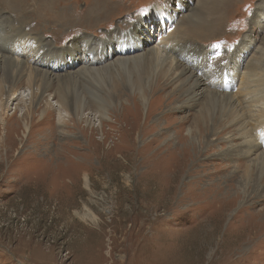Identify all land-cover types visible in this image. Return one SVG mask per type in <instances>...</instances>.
Segmentation results:
<instances>
[{"label":"rangeland","instance_id":"374dc122","mask_svg":"<svg viewBox=\"0 0 264 264\" xmlns=\"http://www.w3.org/2000/svg\"><path fill=\"white\" fill-rule=\"evenodd\" d=\"M19 1L0 3V264H264L263 61L241 89L264 0H133L93 30Z\"/></svg>","mask_w":264,"mask_h":264},{"label":"bare ground","instance_id":"6f19581e","mask_svg":"<svg viewBox=\"0 0 264 264\" xmlns=\"http://www.w3.org/2000/svg\"><path fill=\"white\" fill-rule=\"evenodd\" d=\"M4 1L5 0H0V3H3ZM17 1L19 4H21V3L24 4L25 7L27 8L28 2H22L19 0H17ZM30 1H32V0H30ZM80 1H81V3L83 1V3H84L85 7L83 9L78 8V4ZM132 1L133 0H69L66 3L65 0H35L36 5H37V9L35 11H30L29 9H21L18 12L21 13V16H24L25 12L26 13L29 12L31 14H34L36 16V18L38 17L39 22H40V20H42V22L44 21L45 24H47L48 22L49 23H55V24H53V26L58 27V28L73 24V25H77L79 28L81 27L84 29L93 30V29H96V28L110 24L115 16H117L118 14H120L124 11H127V9H128L127 3L128 2H129V9L132 6H134V3ZM12 2H13V0H12ZM55 2H57V6H56ZM56 7H58V8L65 7L64 8L65 10H59L58 13H63V15H66V17H60V15L55 16V14H52L53 12L50 13L53 9H56ZM18 9H20V8H18ZM46 9L50 12H47ZM41 10H42V12H41ZM162 43H163L162 44L163 45L162 51L166 52L168 58H171L172 55L170 54V52L175 51V46H176L175 42L169 41V40L168 41L164 40ZM22 45H23V41L22 42H19L17 40L14 41L13 46L11 47V51H12L11 53H13L15 55V60L19 61V63L21 64L22 67H25L26 63L23 62L24 60L23 61L19 60V59H21L20 57L23 56L22 53H20ZM159 50L160 49L155 48L154 49L155 54L156 53L158 54ZM36 51H37V53H36L37 55H40L43 53V51L41 49H37ZM262 53L263 52H261L260 54H262ZM257 58H259V57H257ZM257 60L259 61V63L256 62V63L249 64V66L247 68V72H244L243 74L241 73L243 76V79L241 81V86H242L241 89L243 91L251 90L252 88L257 87V85L261 84L258 76H259V71L261 70L262 65H263V63H261V62L262 61L264 62V55L262 57L260 56V58ZM195 77H193V78H195ZM199 81H200L199 79L193 80V89L191 87L192 90L189 93V95H190L189 99L190 100H194V98H195L196 87L199 88V86L201 84ZM14 94H15L14 89H11L9 91V93L7 94V99L8 100L12 99V96ZM229 100H230V98L228 99V101ZM229 103H231V100L229 101ZM247 103H249V102H247ZM249 112H251V111H249ZM2 116H4V115H2ZM260 116H261V118L264 117V110H260ZM0 119L2 120L1 122L3 123L4 118H0ZM26 131H28V126L26 127ZM257 132H259V131H257ZM250 135L249 134L242 135V138H245L247 140V143L251 144V148L253 150H256V149H258L257 143H256L257 140L255 141L253 138L250 137ZM258 138H260V137L258 136ZM250 139H252V141Z\"/></svg>","mask_w":264,"mask_h":264}]
</instances>
